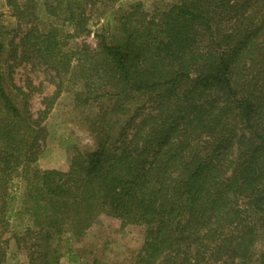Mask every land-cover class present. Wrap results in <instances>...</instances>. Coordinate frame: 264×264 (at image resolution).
<instances>
[{
    "label": "trees",
    "instance_id": "16d2710c",
    "mask_svg": "<svg viewBox=\"0 0 264 264\" xmlns=\"http://www.w3.org/2000/svg\"><path fill=\"white\" fill-rule=\"evenodd\" d=\"M123 1L4 0L10 57L54 92L32 113L0 21V264L11 241L25 264L72 259L101 217L143 229L133 264H264V0ZM63 91L95 147L42 170Z\"/></svg>",
    "mask_w": 264,
    "mask_h": 264
},
{
    "label": "rangeland",
    "instance_id": "374dc122",
    "mask_svg": "<svg viewBox=\"0 0 264 264\" xmlns=\"http://www.w3.org/2000/svg\"><path fill=\"white\" fill-rule=\"evenodd\" d=\"M134 1L143 2L147 10L151 9L153 4L161 5L165 2V0H124L123 3L127 5ZM0 21L7 31L4 37L5 51L3 58L10 64H18L13 73V82L16 85L26 87L31 84L28 89L32 91L29 107L32 113H35L40 108L42 99L52 95L54 92L52 75L38 67L24 65L28 63L21 62L19 59L12 60L10 57L12 46L13 44L16 46L19 43V39L14 37L15 35L12 33L16 28L17 22L11 11L6 7L4 0H0ZM97 26L92 27V30L96 29ZM72 43L78 46L86 44L94 48L96 40L93 34L90 33L89 35L78 37L69 44L71 45ZM16 51L18 58L20 52L17 49ZM86 112L88 111L86 110ZM87 115L88 113L83 114L75 106L71 91L60 93L44 123L47 129V138L37 161L40 169L64 171L69 165L73 148H78L80 151L94 149L93 139L87 131L85 119ZM15 182L20 183L19 180H15ZM21 190L22 185L18 184L15 195L19 196ZM142 242L143 229L141 227L128 226L122 229L117 220L101 217L86 231L80 241L72 244L74 258L62 257L60 264H133ZM263 248V241H258L254 252H260ZM25 263V254L17 251L11 241L6 264Z\"/></svg>",
    "mask_w": 264,
    "mask_h": 264
}]
</instances>
